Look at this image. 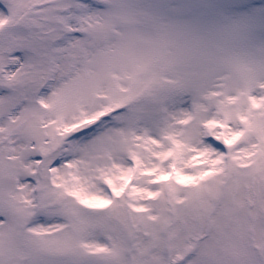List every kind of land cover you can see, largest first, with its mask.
I'll list each match as a JSON object with an SVG mask.
<instances>
[{
	"label": "snow or ice",
	"instance_id": "1",
	"mask_svg": "<svg viewBox=\"0 0 264 264\" xmlns=\"http://www.w3.org/2000/svg\"><path fill=\"white\" fill-rule=\"evenodd\" d=\"M0 264H264V0H0Z\"/></svg>",
	"mask_w": 264,
	"mask_h": 264
}]
</instances>
